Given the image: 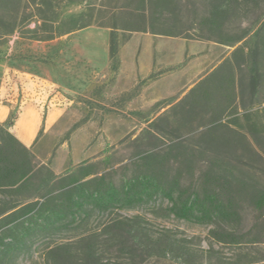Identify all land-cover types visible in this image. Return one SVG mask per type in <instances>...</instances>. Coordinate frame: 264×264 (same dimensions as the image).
<instances>
[{"label":"rangeland","instance_id":"rangeland-1","mask_svg":"<svg viewBox=\"0 0 264 264\" xmlns=\"http://www.w3.org/2000/svg\"><path fill=\"white\" fill-rule=\"evenodd\" d=\"M215 1L171 2L161 24L156 26L178 37H165L166 63L138 80L128 70L119 76L110 66L104 51L105 42L110 39L109 28L93 26L49 42L25 40L18 33L0 40V79L6 68L36 73L58 86L61 94L54 103L68 104L44 112L51 126L35 146L36 163H49L57 175L80 165H92L98 173L110 174L120 182L149 163L169 159L182 164L187 159L188 179L192 176L197 179L200 170L216 159L205 153L209 149L205 137L212 131L229 140L219 161L233 175L264 189V44L263 34L260 35L264 0H226L230 11L220 17L222 29L211 30L203 22L211 17ZM93 2L102 11L97 15L100 21L120 25L121 15L112 18L111 14L127 10L129 4L133 9L137 6L124 0ZM84 7L69 6L63 15L80 13ZM161 10L154 4L148 11L158 14ZM140 34L120 31L119 38L125 41ZM242 36L246 38L234 47L219 43ZM258 47L262 51L256 62L262 78L258 92H252L249 84L254 78L253 53ZM222 65L228 85L235 90L234 102L222 116L218 110L196 109L189 114L188 108L184 112L171 109L196 81ZM214 78L215 75L211 80ZM167 207L166 200H159L156 205L95 215L87 224L39 242L36 250L34 245L31 254L20 257L14 264H44L42 256L47 243H74L92 235L100 238L102 256L114 262L119 257L117 247L100 236L103 227L114 219H138L154 240L165 235L171 240L185 241L195 255L196 264L201 263L202 251L208 249L209 227L173 216L168 218L164 211ZM248 207L245 203L244 208ZM253 223V216L248 215L244 226L248 228ZM257 251L263 257L264 246L257 247ZM238 252L225 249L223 257L236 261L241 253ZM143 264L179 263L153 255Z\"/></svg>","mask_w":264,"mask_h":264},{"label":"trees","instance_id":"trees-1","mask_svg":"<svg viewBox=\"0 0 264 264\" xmlns=\"http://www.w3.org/2000/svg\"><path fill=\"white\" fill-rule=\"evenodd\" d=\"M93 1L0 0V40L18 33L25 40L49 42L93 26L109 28L110 66L119 73V53L128 39L121 41L120 31L178 37L156 26L161 24L164 11L175 0H124L137 6L133 9L129 4L127 10L111 14L112 18L121 15V25L112 24L110 20L100 21L97 15L102 11ZM80 4L85 6L80 13L63 15L69 6ZM154 4L162 9L160 13L148 11ZM229 8L226 0H216L211 17L206 18L203 25L211 30L222 29L220 17L225 16ZM261 34L264 44V24L260 28ZM245 38L222 39L219 43L234 47ZM261 51L258 47L253 53L254 78L249 84L252 92H258L262 78L256 62ZM225 65L202 78L171 109L184 112L188 108L189 114L196 109L218 110L222 116L235 99L234 86L226 81ZM12 123L11 120L0 124V264H14L20 257L31 254L34 245L36 250L39 242L87 224L95 215L156 205L159 200L168 202L164 209L166 217L209 227L208 249L202 251L203 260L199 264H255L264 261V255L260 258L261 252L257 251V247L264 246V189L233 175L219 161L229 145L225 136L212 131L207 133L205 138L209 149L205 153H211L216 159L200 170L197 179L194 176L188 179L187 159L182 164L166 159L149 163L116 182L110 174H100L92 165H80L57 175L49 163L37 164L34 150L24 146L9 131L8 126ZM42 134L43 129L35 144ZM245 203L249 209L244 208ZM248 215L253 216L254 223L246 228L244 223ZM100 236L117 247L119 257L116 261L111 262L102 256L100 238L92 235L74 243H47L43 262L143 264L156 255L179 264H196L195 255L185 241L171 240L165 235L154 240L146 234L138 219H114L103 227ZM225 249L241 253L236 261H232L223 257Z\"/></svg>","mask_w":264,"mask_h":264},{"label":"crops","instance_id":"crops-1","mask_svg":"<svg viewBox=\"0 0 264 264\" xmlns=\"http://www.w3.org/2000/svg\"><path fill=\"white\" fill-rule=\"evenodd\" d=\"M165 37L168 36L141 33L128 38L119 53L121 59L119 76L126 74L128 70V74L138 80L140 77H148L154 69L162 67L166 63L167 40ZM104 51L109 56L107 41ZM204 76L206 75H203L201 79ZM0 81V124H7L12 120L13 123L8 126L9 131L24 146L35 150L39 132L42 129L44 132L51 126L49 121L45 120L44 112L50 110L46 108V104L51 96V88L61 94L58 86L36 73L32 75L12 68L5 69ZM23 101L25 104L20 108ZM17 109L19 111L15 112Z\"/></svg>","mask_w":264,"mask_h":264},{"label":"built area","instance_id":"built-area-1","mask_svg":"<svg viewBox=\"0 0 264 264\" xmlns=\"http://www.w3.org/2000/svg\"><path fill=\"white\" fill-rule=\"evenodd\" d=\"M35 79V78H34ZM40 86V85H39ZM57 95H60L55 89L51 88V96H50V99L48 100L47 104H46V108L47 109H51V108H54L56 106H67L68 104L67 103H61L59 105H57L56 103H54V99L57 97ZM25 103L24 101L21 103L20 105V108L21 106H23ZM19 108V109H20ZM19 111V110H18Z\"/></svg>","mask_w":264,"mask_h":264}]
</instances>
